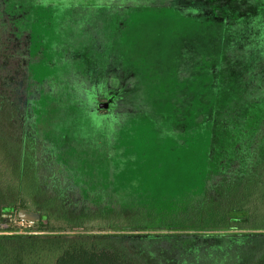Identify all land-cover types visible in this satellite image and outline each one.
Returning a JSON list of instances; mask_svg holds the SVG:
<instances>
[{
  "label": "rangeland",
  "instance_id": "obj_1",
  "mask_svg": "<svg viewBox=\"0 0 264 264\" xmlns=\"http://www.w3.org/2000/svg\"><path fill=\"white\" fill-rule=\"evenodd\" d=\"M4 1L32 20L33 77L56 88L31 103L45 179L23 177L0 137V210L16 203L0 214V257L22 245L23 264H53L45 246L73 240L136 264H242L264 251V228L225 213L255 184L218 182L264 121V0ZM171 29L183 37L176 91L163 96L146 57L149 37ZM21 206L48 218L20 220Z\"/></svg>",
  "mask_w": 264,
  "mask_h": 264
},
{
  "label": "trees",
  "instance_id": "obj_2",
  "mask_svg": "<svg viewBox=\"0 0 264 264\" xmlns=\"http://www.w3.org/2000/svg\"><path fill=\"white\" fill-rule=\"evenodd\" d=\"M23 11L24 8L15 5L8 7L6 1L0 0V137L8 146V152H13L22 166L23 177L31 175L34 181L36 177L41 180L47 174L50 159L36 137L31 122V103L39 98L54 96L52 89L56 86L48 80L38 81L33 77L34 67L43 60V49L40 46L33 51L32 20L26 19ZM218 182L229 185L234 191L255 186L256 189L250 188L247 196L240 201L234 199L235 203L229 206L227 203L225 213L228 219L240 220L241 225L251 223L252 228H264V121L251 135L243 158L233 163L230 172L222 174ZM231 193H228V197ZM40 198H36L38 204L47 205L48 196ZM15 205L8 203L0 214L11 213L16 209ZM40 214V220L48 218V215ZM65 243L45 246L53 258V264H136L122 258L113 244H110L111 249L76 240ZM18 248V251L2 254L1 264H23V258L30 252L22 245ZM242 264H264V251L256 249Z\"/></svg>",
  "mask_w": 264,
  "mask_h": 264
},
{
  "label": "crops",
  "instance_id": "obj_3",
  "mask_svg": "<svg viewBox=\"0 0 264 264\" xmlns=\"http://www.w3.org/2000/svg\"><path fill=\"white\" fill-rule=\"evenodd\" d=\"M175 31L176 30L173 29L158 30L149 37L150 44H153L151 46L154 50L151 52L150 56L146 57V59H151V61L147 63L146 72L154 75V83L163 96L167 95L168 90H171L170 94L176 91V89L173 88V84L175 83L173 76L179 67L178 43L183 35L179 36ZM200 69L205 70V62ZM208 76H210V74H208ZM172 89H174V92H172ZM218 89L219 87L213 89V96Z\"/></svg>",
  "mask_w": 264,
  "mask_h": 264
},
{
  "label": "water",
  "instance_id": "obj_4",
  "mask_svg": "<svg viewBox=\"0 0 264 264\" xmlns=\"http://www.w3.org/2000/svg\"><path fill=\"white\" fill-rule=\"evenodd\" d=\"M16 216L17 218L28 222H34L41 219V214L39 212L27 210L24 208L18 209L16 212Z\"/></svg>",
  "mask_w": 264,
  "mask_h": 264
},
{
  "label": "built area",
  "instance_id": "obj_5",
  "mask_svg": "<svg viewBox=\"0 0 264 264\" xmlns=\"http://www.w3.org/2000/svg\"><path fill=\"white\" fill-rule=\"evenodd\" d=\"M21 220V219H20Z\"/></svg>",
  "mask_w": 264,
  "mask_h": 264
}]
</instances>
